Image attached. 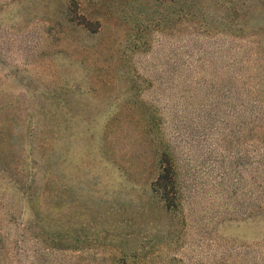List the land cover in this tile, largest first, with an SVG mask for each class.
Masks as SVG:
<instances>
[{
    "label": "rangeland",
    "instance_id": "obj_1",
    "mask_svg": "<svg viewBox=\"0 0 264 264\" xmlns=\"http://www.w3.org/2000/svg\"><path fill=\"white\" fill-rule=\"evenodd\" d=\"M249 1L0 0V264H264L224 98L264 71Z\"/></svg>",
    "mask_w": 264,
    "mask_h": 264
},
{
    "label": "trees",
    "instance_id": "obj_2",
    "mask_svg": "<svg viewBox=\"0 0 264 264\" xmlns=\"http://www.w3.org/2000/svg\"><path fill=\"white\" fill-rule=\"evenodd\" d=\"M247 4L250 9L256 8L252 0ZM254 57L257 61L260 59L257 49ZM257 61L234 63L233 67L237 65L239 72L230 76V90L224 95L233 103L231 111L238 133L244 132L246 138V173L250 186L248 218L251 219L264 217V71ZM160 165V173L152 189L165 207L171 210L179 205V186L173 158L166 148L161 150ZM74 242L82 243L77 238Z\"/></svg>",
    "mask_w": 264,
    "mask_h": 264
}]
</instances>
